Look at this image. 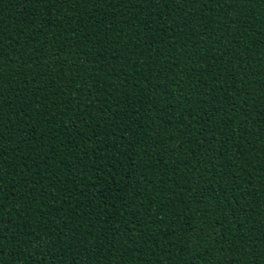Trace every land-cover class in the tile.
I'll return each mask as SVG.
<instances>
[{"label": "trees", "instance_id": "16d2710c", "mask_svg": "<svg viewBox=\"0 0 264 264\" xmlns=\"http://www.w3.org/2000/svg\"><path fill=\"white\" fill-rule=\"evenodd\" d=\"M0 264H264V0H0Z\"/></svg>", "mask_w": 264, "mask_h": 264}]
</instances>
